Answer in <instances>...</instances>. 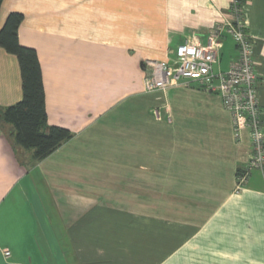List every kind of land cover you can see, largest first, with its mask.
I'll list each match as a JSON object with an SVG mask.
<instances>
[{"label": "crops", "instance_id": "crops-1", "mask_svg": "<svg viewBox=\"0 0 264 264\" xmlns=\"http://www.w3.org/2000/svg\"><path fill=\"white\" fill-rule=\"evenodd\" d=\"M230 0H2L0 27L23 14L47 123L72 137L45 158L0 123V264H264V174L248 166L219 95L144 91L146 59L205 44ZM264 126V0H244ZM221 39L215 69L237 51ZM227 60H224V56ZM22 97L19 64L0 47V107ZM7 252V254H5Z\"/></svg>", "mask_w": 264, "mask_h": 264}, {"label": "built area", "instance_id": "built-area-1", "mask_svg": "<svg viewBox=\"0 0 264 264\" xmlns=\"http://www.w3.org/2000/svg\"><path fill=\"white\" fill-rule=\"evenodd\" d=\"M243 1L230 0L227 19L211 29L205 44L181 42L171 62L146 59L143 75V89L147 92L196 85L219 95L231 116L233 136L239 139L243 128H247L251 142L248 166L238 176L239 186L251 168H259L264 174V126L257 93L253 44L243 24ZM226 36L233 41L237 55L226 69L217 70L214 65L219 60L221 39Z\"/></svg>", "mask_w": 264, "mask_h": 264}, {"label": "trees", "instance_id": "trees-1", "mask_svg": "<svg viewBox=\"0 0 264 264\" xmlns=\"http://www.w3.org/2000/svg\"><path fill=\"white\" fill-rule=\"evenodd\" d=\"M22 20V13L12 11L0 27V47L16 56L22 88L19 101L0 107V123L9 124L14 143L31 150L32 158L39 161L73 134L67 128L47 123L41 67L36 50L20 44L18 40Z\"/></svg>", "mask_w": 264, "mask_h": 264}, {"label": "rangeland", "instance_id": "rangeland-1", "mask_svg": "<svg viewBox=\"0 0 264 264\" xmlns=\"http://www.w3.org/2000/svg\"><path fill=\"white\" fill-rule=\"evenodd\" d=\"M227 42H228V43H231V42H230V39H228ZM224 60H227V56H226V55L224 56Z\"/></svg>", "mask_w": 264, "mask_h": 264}]
</instances>
